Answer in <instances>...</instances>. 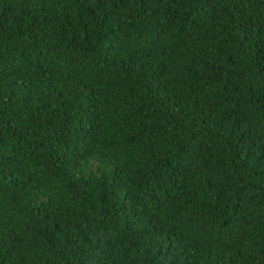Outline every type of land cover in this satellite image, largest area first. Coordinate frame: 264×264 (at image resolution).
I'll return each mask as SVG.
<instances>
[{"label": "trees", "instance_id": "obj_1", "mask_svg": "<svg viewBox=\"0 0 264 264\" xmlns=\"http://www.w3.org/2000/svg\"><path fill=\"white\" fill-rule=\"evenodd\" d=\"M0 264H264V0H0Z\"/></svg>", "mask_w": 264, "mask_h": 264}]
</instances>
